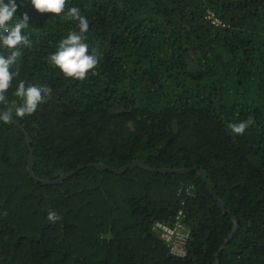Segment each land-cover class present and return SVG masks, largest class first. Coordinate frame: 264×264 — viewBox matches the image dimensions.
I'll return each mask as SVG.
<instances>
[{
  "label": "trees",
  "instance_id": "1",
  "mask_svg": "<svg viewBox=\"0 0 264 264\" xmlns=\"http://www.w3.org/2000/svg\"><path fill=\"white\" fill-rule=\"evenodd\" d=\"M70 7L88 19L85 42L99 57L82 81L48 61L78 22L27 0L17 12L30 17L31 46L0 100L24 129L0 113V264H264V0ZM20 81L52 89L22 118ZM249 118L243 135L228 127ZM29 148L35 179L83 168L43 185L29 176ZM180 209L190 234L173 257L153 227Z\"/></svg>",
  "mask_w": 264,
  "mask_h": 264
},
{
  "label": "clouds",
  "instance_id": "2",
  "mask_svg": "<svg viewBox=\"0 0 264 264\" xmlns=\"http://www.w3.org/2000/svg\"><path fill=\"white\" fill-rule=\"evenodd\" d=\"M32 9L40 14L51 13L59 16L64 13L65 18H70L77 23V30L70 31L62 38L49 57V63L57 69L64 78L82 81L87 74L97 67L98 54L89 51V45L85 42V34L89 30V21L81 15L79 8L70 7L65 12L66 0H27ZM22 0H0V49L7 51V55L0 54V100L11 87V82L17 76L13 67L21 56V49L30 47L31 42L27 35L29 29V15L23 13L17 15ZM52 89L47 86L26 84L20 81L14 90V95L20 103L15 106V115L24 117L34 113L38 107L50 97ZM252 119L239 123L229 124L231 132L243 135L251 125ZM49 219H54V214H49Z\"/></svg>",
  "mask_w": 264,
  "mask_h": 264
},
{
  "label": "built area",
  "instance_id": "3",
  "mask_svg": "<svg viewBox=\"0 0 264 264\" xmlns=\"http://www.w3.org/2000/svg\"><path fill=\"white\" fill-rule=\"evenodd\" d=\"M207 19L210 20L212 24L216 26L219 25V22L214 19L211 14L207 15ZM184 218V212L180 209L172 225L156 223L153 227V229L158 232L159 238L165 244L168 253L173 257H183L185 255L190 233L183 224Z\"/></svg>",
  "mask_w": 264,
  "mask_h": 264
},
{
  "label": "water",
  "instance_id": "4",
  "mask_svg": "<svg viewBox=\"0 0 264 264\" xmlns=\"http://www.w3.org/2000/svg\"><path fill=\"white\" fill-rule=\"evenodd\" d=\"M0 113H1L2 115H4L5 117H8V115H7V114H6L1 108H0ZM8 118H9V120H10L15 126H17L18 128L24 130L23 127H22V126H21V125L15 120V119H13V118H11V117H8ZM26 140H27V144L29 145V144H30V140H29V136H28V135H26ZM32 161H33V151H32L31 148H29V156H28V165H29L28 173H29V176H30V178L34 179L35 182H40V183L43 184V185H50V184L60 183V182H62L63 180H65V179L69 178L70 176L74 175V174H75L76 172H78L81 168H83V167H80V168H78L77 170H75V171H73V172H70V173H68V174H66V175H63V176H61L58 180H56V181H54V182H52V181H43V180H38V179H35V178H34V176H33V174H32V168H31V166H32ZM133 165H134V166H139V167H140V165H139L137 162H133V163H131L130 165H128V166H126V167H123V168H121V169L116 170L115 173H116V174L123 173V172L126 171L127 168H129V167H131V166H133ZM89 166L100 167V168H102V169H104V170L107 169L106 167H104V166H102V165H100V164L89 165ZM143 168L146 169V170L155 171V172H160V173H163V174H165V173L187 174V173L191 172V170H155V169H149V168H146V167H143ZM193 170L196 171V172L202 177V179L204 180V182L207 183L206 177L204 176V174L202 173V171L198 170L197 167H195ZM207 186H208V188H209V191L213 194V192H212V190L210 189V187H209L208 184H207ZM215 200L218 201L217 198H215ZM218 204L221 206L220 203H218ZM235 229H236V224H235V226L233 227L232 233L229 235L227 241H228L229 239H231V237H232L233 232L235 231ZM227 241H226V242H227Z\"/></svg>",
  "mask_w": 264,
  "mask_h": 264
}]
</instances>
